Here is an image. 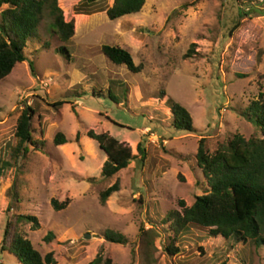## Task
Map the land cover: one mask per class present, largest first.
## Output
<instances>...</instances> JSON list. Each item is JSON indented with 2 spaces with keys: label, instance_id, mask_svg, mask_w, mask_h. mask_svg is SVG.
Masks as SVG:
<instances>
[{
  "label": "rangeland",
  "instance_id": "1",
  "mask_svg": "<svg viewBox=\"0 0 264 264\" xmlns=\"http://www.w3.org/2000/svg\"><path fill=\"white\" fill-rule=\"evenodd\" d=\"M78 1L58 2L64 19L75 24L70 42L57 40L44 13L26 60L0 81V264H19L2 249L7 223L41 256L51 253L54 264H88L97 255L111 264H264L262 245L221 238L196 243L188 232L171 256L165 247L173 233L164 222L181 211L179 202L190 207L207 189L193 161L200 139L211 154L234 134L257 133L240 110L258 94L264 100V0H145L138 14L116 21L101 13L73 15ZM103 45L126 49L139 73L110 64L99 52ZM62 47L68 57L58 52ZM116 81L127 84L126 96L119 84L111 88L114 101L91 94L101 88L105 95ZM76 84L84 95L67 97ZM167 99L186 110L193 133L171 127ZM59 102L55 111L51 105ZM34 103L42 136L35 115L33 138H41L43 151L14 159L16 120ZM89 130L130 148L133 160L111 180L100 176L106 157L86 137ZM58 132L68 143L54 147ZM115 181L119 191L102 204L98 194ZM51 200L67 205L55 211ZM21 215L36 218L38 228L17 221ZM140 228L157 232L152 246ZM107 233L126 244L106 241Z\"/></svg>",
  "mask_w": 264,
  "mask_h": 264
},
{
  "label": "trees",
  "instance_id": "2",
  "mask_svg": "<svg viewBox=\"0 0 264 264\" xmlns=\"http://www.w3.org/2000/svg\"><path fill=\"white\" fill-rule=\"evenodd\" d=\"M251 4L255 0H236ZM59 0H0V81L9 75L15 65L26 60L27 44L37 40L36 30L44 13L51 19L49 27L57 40L62 43L70 42L74 34L73 21L64 19L62 10L58 6ZM145 4V0H113L110 6L104 0H79L72 6L73 15L89 16L95 13L104 14L108 21H116L122 17L138 14ZM59 53L69 55L66 47L58 49ZM100 54L112 65L124 67L128 73L137 74L139 66H135L132 57L126 49L117 46L103 45L99 48ZM32 69V63L30 62ZM33 71V70H32ZM241 77V76H239ZM119 84L123 96L128 92L127 84L111 82L104 95L101 88H93L91 94L98 98L111 97V88ZM67 97L81 98L84 93L81 85H74L66 92ZM163 95V94H162ZM163 97V96H161ZM249 105L240 110L241 117L251 124L257 131L256 135L245 139L234 134L226 142L217 146L209 154L205 147V140L198 141L196 152L193 156L194 165L206 180L207 189L197 196L190 207H185L179 202L181 211L174 213L172 219L164 220L167 228L173 233L171 243L165 247L166 252L173 256L179 252L174 244H180L182 235L188 232L196 243L209 239L221 238L224 242L249 243L264 246V100L262 94ZM63 102L52 104L56 111ZM170 112V125L176 131L193 133L191 118L179 104L167 99L165 102ZM39 113L38 104L26 106L16 120L14 138L16 144L12 148V157H24L29 150L43 151L44 142L33 138L32 119ZM40 128V116L38 115ZM42 136V135H41ZM86 137L95 142L98 149L105 155L100 176L111 180L120 171L126 169L133 160L130 148L115 140L107 133L86 132ZM79 134L75 136L78 141ZM54 147L68 143L66 137L58 132L51 140ZM136 150L143 160L144 150L137 145ZM203 184H201L202 186ZM119 191L118 182L102 190L99 201L103 204L113 194ZM55 211L63 210L67 202H50ZM19 222L31 224V229L36 230V218L30 216H17ZM140 234L145 244L152 246L153 237L157 232ZM165 231V230H164ZM195 233L199 235H195ZM50 234L43 239L49 242ZM106 241L125 245L126 240L119 234H105ZM2 249L14 257L19 264H54L52 254L41 256L31 245L26 236L13 229L7 223L4 230ZM201 251V248L197 247ZM88 264H111L108 258L97 255Z\"/></svg>",
  "mask_w": 264,
  "mask_h": 264
}]
</instances>
